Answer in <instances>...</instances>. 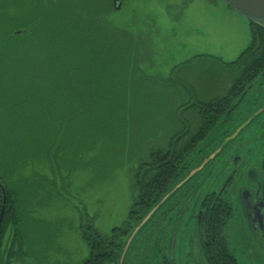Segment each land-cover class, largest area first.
<instances>
[{
	"label": "rangeland",
	"instance_id": "1",
	"mask_svg": "<svg viewBox=\"0 0 264 264\" xmlns=\"http://www.w3.org/2000/svg\"><path fill=\"white\" fill-rule=\"evenodd\" d=\"M23 2L0 0V15L33 19L40 5ZM110 7L109 0H71V19L79 20L74 9L88 13L84 41L56 35L47 57H23L13 68L21 77L38 75V83H16L0 70V178L17 205V264H82L87 227L107 238L124 224L139 166L185 120L194 132L188 107L226 93L229 77L238 76L230 64L250 44L249 21L219 0H123L118 11ZM11 49L9 43L1 52L8 61ZM73 69L90 83H75L73 75L64 86L59 73ZM53 75L44 85L41 79ZM236 231L229 221L226 234ZM10 237L7 230L0 238V264H8Z\"/></svg>",
	"mask_w": 264,
	"mask_h": 264
},
{
	"label": "flooded vegetation",
	"instance_id": "2",
	"mask_svg": "<svg viewBox=\"0 0 264 264\" xmlns=\"http://www.w3.org/2000/svg\"><path fill=\"white\" fill-rule=\"evenodd\" d=\"M234 66L238 76L229 77L225 94L193 103L199 113L211 105L209 110L221 114L201 135L203 113H194L198 140L175 164L167 193L213 157L170 196L165 211L150 225L146 240L132 239L123 258L119 253L114 264H208L206 248L220 245L219 238L238 264L243 258L264 259V66H254L246 82L243 67ZM184 125L188 126L186 120ZM178 132L184 138L191 133L181 128L167 139L163 146L167 165L173 159L179 161L170 143ZM229 221L236 224L233 237L226 234ZM212 231L219 232L217 240L211 239ZM115 247L119 249V244Z\"/></svg>",
	"mask_w": 264,
	"mask_h": 264
},
{
	"label": "trees",
	"instance_id": "3",
	"mask_svg": "<svg viewBox=\"0 0 264 264\" xmlns=\"http://www.w3.org/2000/svg\"><path fill=\"white\" fill-rule=\"evenodd\" d=\"M23 5L31 3L37 7L40 5L39 12L34 15V18H26L25 20L18 19V15L14 12L10 16L5 17L0 15V70L6 76L14 74L11 79L16 82H29L38 83L40 78L38 75H32L31 71H28L25 76L21 77V72L14 73L13 68L16 67V62L23 57H30L37 60L44 59L48 56V52L52 51L58 46V41H55L56 35L61 36H71L78 43L84 41L82 34L83 26L86 24L85 19L88 14L86 10L83 13H77L76 9L74 12L76 18L79 20L71 19V0H24ZM111 2V0H109ZM31 9V8H29ZM34 12V6L32 8ZM112 9V6L109 8ZM73 10V9H72ZM47 16V19L45 20ZM49 16L52 19L49 20ZM57 17V18H55ZM88 17V15H87ZM3 20V21H2ZM6 20V21H4ZM45 22V23H44ZM21 24L24 28H21ZM41 24H44L41 27ZM250 29V44L249 46L240 54L236 62L232 64H240L243 67L244 78L243 82L250 79H245L248 74H252L254 71V66L261 65L264 66V29L249 22ZM20 28V29H19ZM19 30V31H18ZM16 31V32H15ZM18 31V33H17ZM78 35V39L74 38V35ZM9 43H11L14 49L8 51L9 59L4 54L6 48H9ZM3 51V54L1 53ZM252 52V53H250ZM58 53V51L52 52ZM259 56V57H258ZM258 57V58H257ZM9 62L5 64L6 62ZM16 65V66H15ZM82 69L64 70L59 73V77H63L62 84L66 86L69 82L70 76L77 75L74 82L84 84H89L90 81L87 79L80 80L79 76H82ZM87 72V73H86ZM86 76L88 75V70L85 71ZM44 85H48L55 80L54 75L52 77L48 76L47 79L43 80ZM53 96L56 95L53 91ZM68 104H65L67 106ZM208 106V105H207ZM205 106V107H207ZM211 105H209L210 107ZM207 107L204 109L203 117L201 120V128L199 133L201 135L210 130L211 125L217 122L221 112H213ZM194 113L200 115L198 112L199 107L192 104L190 107ZM209 108V109H208ZM201 119V116H199ZM56 120L52 121L54 126ZM184 128L189 129V126ZM184 130V129H183ZM178 132L173 138H171V145H173V151L178 157L177 160L182 159L184 154L189 153L193 149L198 140L199 133L191 132L186 138ZM163 149L157 150L154 153L151 151L148 155L146 162H143L136 173L132 177V191L134 192L133 204L130 207L126 220L124 224L120 227L113 228L109 237L102 238L96 230L92 227H87L89 232L84 234L83 240L85 241L89 253L87 258L82 264H114L117 261L119 253L122 252L126 240L133 231V229L142 221V219L152 210V208L166 195L168 186L172 181L173 173L176 169V163L180 162L173 159L166 164ZM173 165V166H172ZM0 185L5 191L7 203L3 218L0 225V238L5 231L9 230L11 233L9 247L7 246V260L8 264H17V258H14L16 253L20 249V233H19V218L16 214L17 205L13 199V192L8 189L2 179L0 178ZM170 198L167 199L163 205L154 213V215L141 227V229L134 236V239L146 240V235L150 225L153 223L154 219H158L161 215V211L165 208L166 204L169 202ZM2 206V192L0 189V210ZM221 221L218 222L220 225ZM219 228V227H218ZM219 230V229H218ZM211 239H216V234L219 237V232L215 234L214 231L211 233ZM217 240V239H216ZM221 242L220 245L206 248V254L208 259V264H238L236 259L228 252L224 244V239L219 238ZM106 242V243H105ZM116 243L119 244V249L116 250ZM115 244V245H114ZM13 261V262H12Z\"/></svg>",
	"mask_w": 264,
	"mask_h": 264
},
{
	"label": "water",
	"instance_id": "4",
	"mask_svg": "<svg viewBox=\"0 0 264 264\" xmlns=\"http://www.w3.org/2000/svg\"><path fill=\"white\" fill-rule=\"evenodd\" d=\"M226 6H228L230 9H232L234 12L239 14L240 16L247 19L250 23H253L261 28L264 29V0H219ZM123 0H111V6L112 9L115 11H118L121 8ZM18 33V32H17ZM264 75V73H263ZM234 136L227 138L224 140L222 145L220 146V149L227 144ZM213 155H211L207 160L204 161V163L201 164L197 169L192 171L183 181L182 183L176 185L170 192H168L153 208L152 210L142 219V221L133 229L131 234L129 235L128 239L126 240V243L124 245L121 259L123 258V255L125 254L129 244L131 243L134 236L137 234V232L141 229V227L154 215V213L163 205V203L170 198V196L178 190V188L186 182L195 172L199 171L204 164L211 160ZM0 189L2 192V206L0 210V225L3 218V214L5 211L7 198L4 189L0 185Z\"/></svg>",
	"mask_w": 264,
	"mask_h": 264
}]
</instances>
